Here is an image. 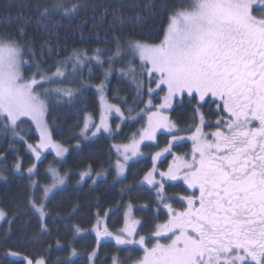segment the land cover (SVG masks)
<instances>
[{
  "label": "trees",
  "instance_id": "1",
  "mask_svg": "<svg viewBox=\"0 0 264 264\" xmlns=\"http://www.w3.org/2000/svg\"><path fill=\"white\" fill-rule=\"evenodd\" d=\"M60 3L66 7L75 4L77 9L70 14L54 11V6ZM186 3V0H0V35L15 37L25 49L24 59L30 65L23 69L25 78L35 75L39 79L41 72L51 76L60 67L64 76L45 87L73 92L71 98L61 93L51 95L47 101L46 120L52 138L68 152L63 159L45 154L33 173L27 171L35 165L28 145L39 141L33 124L28 119L18 122V136L10 128L0 126V210L6 214L0 220V264H20L22 257L12 256L11 252L33 260L42 258L45 264H114V259L116 264H137L144 256L142 247L99 242L97 235L99 231V236L110 238L105 229L108 233L121 232L128 217L138 221L137 238L144 236L148 246L168 239H151L156 226L170 219L164 205L169 204L174 212H179L187 207L185 198L194 190L185 182L170 181L163 187L161 203L158 191L140 182L153 166L159 172L173 167L172 152L182 157L191 155L193 142L184 138L192 136L200 126L197 108L204 117L202 130L215 131L219 102L209 100L200 104L197 96L187 95L177 100L169 113L178 129L177 135L183 139L173 142V151L155 163L153 155L166 148L173 135L160 133L156 142L142 146L147 156L130 162L122 179H118L114 169L117 153L113 146L131 142L144 127L145 116L132 120L130 115L143 112L149 99L160 102L164 91L159 89L150 94L147 86L143 87L142 62L128 54L129 42L160 43L169 16L185 8ZM252 14L262 17L256 8ZM97 49L103 63L95 60ZM74 50L86 53L89 58L75 72L67 65L62 68L61 63ZM130 66L136 70V80L127 74ZM109 67L111 72L105 78ZM101 83L107 99L122 108L127 120L121 123L119 118H112L114 132L87 139L81 137V131L87 116L99 118L101 103L96 88ZM18 162L19 170L15 168ZM49 169H56L66 179L62 187L52 189L49 197L42 200L43 189L54 182ZM104 170L109 171L105 178L94 181L88 177L82 183V173L97 175ZM30 198L37 207L43 204V217L30 206Z\"/></svg>",
  "mask_w": 264,
  "mask_h": 264
},
{
  "label": "snow or ice",
  "instance_id": "2",
  "mask_svg": "<svg viewBox=\"0 0 264 264\" xmlns=\"http://www.w3.org/2000/svg\"><path fill=\"white\" fill-rule=\"evenodd\" d=\"M254 7L262 13L261 18L252 14ZM76 9L75 4L66 7L60 3L53 10L70 14ZM96 52V62L103 63L100 50ZM128 54L139 57L141 68L148 77L154 73L158 75L157 88L166 86L167 96L161 108L170 107L171 100L184 93L189 96L198 93L199 100L205 103L219 101L216 103L219 118L215 122V131L203 132L204 117L197 108L200 126L189 137L193 142L191 155L176 157L180 163L175 169L170 166L166 173H157L153 166L144 176V181L157 187L161 203L163 184L155 180L157 174L161 178L182 179L194 191L185 198L187 207L183 211L174 212L171 205H164L170 219L157 225L154 235L161 237L170 232V243L157 242L150 249L144 248L139 264H264V0H191L190 7L177 9L169 16L160 43L129 42ZM24 55L25 49L15 37L0 35V126L10 128L13 135L18 136V122L30 117L40 134L37 146L28 145L36 158L39 159L40 150L49 148L57 157H62L67 149L53 140L44 116L51 95L63 93L71 98L73 92L45 87L64 76L60 67L51 76L41 72L39 79L35 75L26 79L23 69L30 65ZM88 59L86 53L74 50L61 63L71 62L75 72L76 67ZM112 59L114 57L110 58V65ZM135 71L131 66L127 70L134 80L137 79ZM110 72L111 67L105 70V78ZM121 72L125 70L121 69ZM98 87L103 93L104 84ZM100 99L105 113L114 111L120 117L124 116L118 106L106 102L103 94ZM166 119L155 112L148 116V127L143 129L140 140L133 139L131 144L123 146L121 154L125 162L142 155L140 143L154 140L158 128L166 127L173 132L175 125L165 124ZM92 127L95 128L93 136L101 130L111 131L103 114L100 124H92ZM88 128L86 121L85 138ZM181 139L183 137L173 134L168 146L152 159L155 161L169 152L173 142ZM117 150L121 151L120 147ZM117 167L122 174L125 164L118 160ZM15 168L19 170L20 164L17 163ZM181 169L182 177L178 175ZM49 170L54 182L43 189L42 200L66 179L56 169ZM27 171L33 173L34 166ZM90 175V172H84L81 179ZM36 187L34 181L33 191ZM29 203L44 216L43 204L37 207L31 198ZM5 216L0 210V220ZM135 223L138 222L129 226L126 222L121 234L115 237L117 244H145L144 236L138 241L122 238L125 233L128 237L135 235ZM105 234L111 235L106 229ZM97 235H100L99 231ZM9 254L21 256L20 264H45L42 258L33 260L18 252Z\"/></svg>",
  "mask_w": 264,
  "mask_h": 264
},
{
  "label": "rangeland",
  "instance_id": "3",
  "mask_svg": "<svg viewBox=\"0 0 264 264\" xmlns=\"http://www.w3.org/2000/svg\"><path fill=\"white\" fill-rule=\"evenodd\" d=\"M187 1V3H186V6H185V8H188V7H190V5H191V0H186ZM255 8V7H254ZM253 8V9H254ZM258 18H260V17H258ZM138 57V56H137ZM139 58V57H138ZM67 66H69V67H71V69L73 70V64L71 63V62H69V63H67L66 64ZM65 64L62 66V68L64 67V66H66ZM150 66V65H149ZM83 67V65H80V66H78V67H76V70L75 71H77V68H79V69H81ZM133 68V67H132ZM65 74V73H64ZM62 77H60L59 79H61ZM142 80H143V87L144 86H147V88H148V92L150 93V94H154L157 90H159V89H163L164 91H163V93L161 94V101L160 102H158V103H156V102H154V101H152V99H149L148 100V102L146 103V109L143 111V112H138V113H136V114H133V115H130V116H132L131 118H132V120H135V119H137V118H135L136 116H142V117H144L145 116V120H144V122H145V125H144V127L142 128V130L133 138V139H135V140H140V135H141V133H142V131H143V129H145V128H147L148 127V116L149 115H151L152 113H158L160 116H163V117H166L167 119L164 121V123L165 124H168V123H171V124H174L172 121H171V119H170V110L173 108V106L176 104V102H177V100H179V99H181L184 95H187L188 97H192V96H197L198 97V101H199V103L200 104H202L203 103V101H200L199 100V94L198 93H193V95L192 96H189L187 93H184V94H180V95H177L176 97H174L172 100H171V102H170V107H166V108H161L160 107V105L161 104H163L165 101H164V98L167 96V88H166V86L165 85H161L159 88H157L156 87V85H157V83H158V75L157 74H153L152 75V77H148L146 74H144L143 73V76L142 77H140ZM147 83V84H146ZM150 89H151V91H150ZM96 90L99 92V98L101 97V95L103 94V96L105 97V100H106V102L107 103H111L108 99H107V97H106V95H105V93H104V90H103V93H101L100 92V90H99V87H97L96 88ZM207 99V98H206ZM213 99H216V98H213ZM149 101H151V103L149 104ZM100 103H101V111H100V115H99V118H97V119H94L93 117H91V116H87V119H86V121L89 123V128H88V130H87V133H86V138L87 139H92V138H95V137H97L99 134H101V133H106V134H109V133H112V132H114V130H113V126H112V118H119L120 120H121V123H124L126 120H127V117H126V115L124 114V116L123 117H120V115L118 114V113H116V112H111V113H105L104 112V108H103V105H102V102H101V99H100ZM112 104V103H111ZM114 105V104H113ZM117 106V105H116ZM119 107V106H118ZM120 108V107H119ZM121 110H122V108H120ZM123 111V110H122ZM138 111V110H137ZM47 113V112H46ZM46 113H45V116H44V120H45V122L47 123V120H46ZM104 115V118H105V120H106V122L108 123V125L110 126V128H111V131L110 132H106V131H103V130H101L100 132H98L95 136H93L92 135V133L95 131V128L94 127H92V124H96V125H99L100 124V119H101V115ZM22 119H28L32 124H33V126L35 127V130H36V132H37V134H38V136H39V141L37 142V144H35V145H32V146H37L38 144H39V142H40V134H39V130H38V128H37V126H36V124H35V122H33L32 120H31V118L30 117H24V118H22ZM47 126H48V124H47ZM48 130H49V132H50V129H49V126H48ZM178 131V129H177V127L175 126V128L173 129V132H169L168 131V129L166 128V127H162V128H158V130L156 131V134H155V139L154 140H151V141H149V140H144V141H142L141 143H140V146H139V149H140V152L142 153V155H138V156H133L131 159H129L127 162H125L124 161V158H123V155L121 154V152H122V148H123V146L124 145H129V144H131L132 143V141H133V139L131 140V142H129V143H127V144H115L113 147H114V150L116 151V153H117V160H116V163L114 164V169H115V171H116V174H117V177H118V179H122L124 176H125V174H126V170H127V166H128V164L130 163V162H132V161H135V160H138V159H141V158H143V157H145V156H147L144 152H143V150H142V146L144 145V144H146V143H154V142H156L157 141V136L160 134V133H166V134H176L177 135V132ZM203 132H205L204 130H203ZM51 133V132H50ZM206 133V132H205ZM193 134V133H192ZM52 136V135H51ZM88 136V137H87ZM81 137H84L85 138V135H84V130H82L81 131ZM189 137H191V135L189 134L188 136H186L184 139H189ZM54 140V139H53ZM55 141V140H54ZM177 143V142H176ZM61 144V143H60ZM29 145H31V144H29ZM64 146V145H63ZM65 147V146H64ZM118 147H120V149H121V151H118L117 150V148ZM66 148V147H65ZM28 149H29V151L32 153V155L34 156V158H35V165H34V169L36 168V165L42 160V158L44 157V155L45 154H47V153H51V154H53L56 158H58V159H63L65 156H66V154H67V152H68V149H67V151L65 152V154L62 156V157H57L56 155H55V151L53 150V149H42V150H40V157H39V159H37L36 158V155H35V153L28 147ZM163 150V149H162ZM161 150V151H162ZM160 151V152H161ZM173 150L171 149L170 151H169V153H171ZM168 152H165V153H163V155H161L158 159H156L155 161L153 160V162H155V163H158L159 161H161L163 158H164V156L165 155H167V154H169ZM129 155H131V153H129ZM155 156V154L153 155V157ZM176 157H182V156H179L178 154H174L173 152H172V159H171V163H172V168L173 169H175L176 168V166L180 163V161L179 162H176V161H178L177 159H176ZM120 161V163H124L125 164V170H124V172L122 173V174H120V172H119V168L117 167V161ZM174 160H175V162H174ZM171 166V165H170ZM152 170V169H151ZM156 170H157V173H160L159 172V168H156ZM108 172L109 171H107V170H104V171H102L101 173H99V174H97V175H93L91 172V175L90 176H86L85 178H83V180H82V183H85V180H86V178H88V177H93V180L94 181H97V180H99V179H102V178H105L106 176H107V174H108ZM164 173H166V172H164ZM148 174V173H147ZM146 174V175H147ZM145 175V176H146ZM178 175L180 176V177H182L183 176V170L181 169L180 170V172L178 173ZM155 180L157 181V183L158 184H160V183H162L163 184V187H164V185L166 184V183H169L170 181H173V182H177V181H182V182H184L182 179H176V180H171V179H169L167 176H165V177H163V178H161V176L160 175H155ZM52 185V184H51ZM140 185H143V186H147V187H149V188H152V189H155L156 191H158V189H157V187L156 186H154V185H151V184H148L146 181H144V178H143V180L140 182ZM185 185L188 187V185H187V183L185 182ZM60 187H62L61 185H57L55 188H53V190L55 189H59ZM189 188V187H188ZM190 189V188H189ZM191 191H192V189H190ZM198 194V193H197ZM48 197H49V195H48ZM185 209V208H184ZM183 209V210H184ZM168 212H169V210L168 209H166ZM183 210H181V211H183ZM129 218V219H128ZM127 218V224L129 225V226H132L133 225V222H138L136 219H132L131 217H128ZM137 227H138V223H135V235L133 236V237H128L127 236V234L125 233L123 236H122V238L123 239H126V240H128V239H132V240H136V241H138L139 239L137 238V235H136V231L138 230L137 229ZM137 229V230H136ZM121 234V232H116V233H112L111 232V237L110 238H104V237H101V236H98V240H99V242H102V241H112V242H114V243H116V240H115V237L117 236V235H120ZM169 234H172V233H166V234H163L161 237H156L155 235H153L152 237H151V239H153V238H168V239H166V241H156L155 243H154V245L157 243V242H159L160 244H164V245H166V244H168V243H170V239H169ZM171 237V236H170ZM146 239V238H145ZM147 242H148V240H147ZM117 244V243H116ZM118 246H120V247H131L132 245H138V246H140V247H142L143 249L144 248H152V247H150V246H148V244L145 242V244L144 245H140V244H137V243H132V244H127V245H120V244H117ZM137 264H139V263H137Z\"/></svg>",
  "mask_w": 264,
  "mask_h": 264
},
{
  "label": "bare ground",
  "instance_id": "4",
  "mask_svg": "<svg viewBox=\"0 0 264 264\" xmlns=\"http://www.w3.org/2000/svg\"><path fill=\"white\" fill-rule=\"evenodd\" d=\"M77 125V124H76ZM49 126V125H48ZM28 143V142H27ZM19 163V162H18ZM20 172V171H19Z\"/></svg>",
  "mask_w": 264,
  "mask_h": 264
},
{
  "label": "flooded vegetation",
  "instance_id": "5",
  "mask_svg": "<svg viewBox=\"0 0 264 264\" xmlns=\"http://www.w3.org/2000/svg\"><path fill=\"white\" fill-rule=\"evenodd\" d=\"M219 102V101H218Z\"/></svg>",
  "mask_w": 264,
  "mask_h": 264
}]
</instances>
